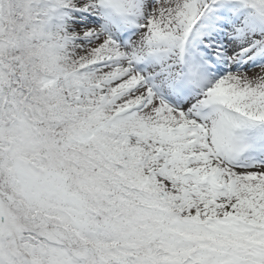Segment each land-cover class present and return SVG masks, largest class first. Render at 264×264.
<instances>
[{
  "label": "snow or ice",
  "instance_id": "6c2138e0",
  "mask_svg": "<svg viewBox=\"0 0 264 264\" xmlns=\"http://www.w3.org/2000/svg\"><path fill=\"white\" fill-rule=\"evenodd\" d=\"M0 264H264V0H0Z\"/></svg>",
  "mask_w": 264,
  "mask_h": 264
}]
</instances>
